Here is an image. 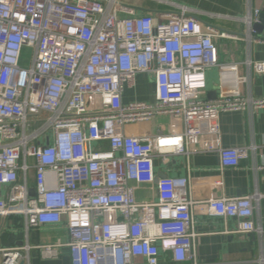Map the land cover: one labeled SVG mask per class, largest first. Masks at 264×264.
I'll return each instance as SVG.
<instances>
[{"label": "built area", "instance_id": "obj_1", "mask_svg": "<svg viewBox=\"0 0 264 264\" xmlns=\"http://www.w3.org/2000/svg\"><path fill=\"white\" fill-rule=\"evenodd\" d=\"M259 14L245 19L248 30ZM217 38L239 39L184 7L155 16L118 0H0V221L18 218L26 231L63 223L70 264H158L160 251L196 264V207L226 233L263 234L259 196L196 202L187 178H158L154 168L158 158L217 153L222 172L254 150L221 144L219 114H254L264 97L243 94L249 76L219 62ZM243 64L264 76V62ZM212 68L216 96L206 101ZM140 74L152 78L153 101L123 102ZM157 117L169 119L167 133L126 132ZM146 186L154 201L136 199ZM60 246L39 247L40 257L56 259ZM29 249H0V264L24 262Z\"/></svg>", "mask_w": 264, "mask_h": 264}, {"label": "crops", "instance_id": "obj_2", "mask_svg": "<svg viewBox=\"0 0 264 264\" xmlns=\"http://www.w3.org/2000/svg\"><path fill=\"white\" fill-rule=\"evenodd\" d=\"M139 8L152 15L177 13L179 7L191 10L204 26H212L220 31L234 34L239 39L217 38L218 60L221 63L239 64V72L249 76V82L242 88L244 95L264 97V84L261 76L255 75L243 64L247 59L264 62V27L261 33L248 30L245 19L252 17L254 10L264 9L262 0H141ZM264 77V76H263ZM218 71L212 68L206 72V89L203 99L213 100L216 96ZM261 94L254 89L262 87ZM142 92L136 93V89ZM259 92V93H260ZM154 85L152 78L140 74L136 77L135 87L125 89L123 102H152ZM221 144L224 148L253 147L248 158L236 168L219 170L217 153H198L185 159L183 156H168L166 162L154 160L158 178H187L190 182L191 199L200 202L209 198H238L256 195L254 222H264V109L254 114L249 112H224L219 114ZM170 121L157 117L149 124L129 126V135H149L167 133ZM138 201H154L155 190L152 186L136 188ZM227 231L234 229V221H226ZM192 232L196 264H264V233L238 234L226 233L225 224L219 219L203 214L199 207L193 209ZM69 236L64 224L39 226L26 231L18 218H5L0 221V249L17 248L28 245L27 260L23 264H70L66 247ZM60 244L56 259H43L38 248ZM1 260V256H0ZM136 264H145L142 258ZM158 264H177L170 252L160 251ZM181 264H191L185 262Z\"/></svg>", "mask_w": 264, "mask_h": 264}, {"label": "water", "instance_id": "obj_3", "mask_svg": "<svg viewBox=\"0 0 264 264\" xmlns=\"http://www.w3.org/2000/svg\"><path fill=\"white\" fill-rule=\"evenodd\" d=\"M263 27H264V9H262L261 13L258 15V21L252 25V31L261 33V30L263 29ZM262 80L264 84V77H262ZM262 90H263V86L255 88L254 92L259 95L262 93L260 92ZM30 194L33 195V190H30ZM20 264H23V263L20 262Z\"/></svg>", "mask_w": 264, "mask_h": 264}, {"label": "rangeland", "instance_id": "obj_4", "mask_svg": "<svg viewBox=\"0 0 264 264\" xmlns=\"http://www.w3.org/2000/svg\"><path fill=\"white\" fill-rule=\"evenodd\" d=\"M119 2H127V3H130V4H134V5H137L140 3L141 0H118ZM30 59H31V53L29 51H24L23 53V56L21 58V65L22 66H27L30 62ZM142 92V89L140 88H137L136 89V93H140Z\"/></svg>", "mask_w": 264, "mask_h": 264}]
</instances>
